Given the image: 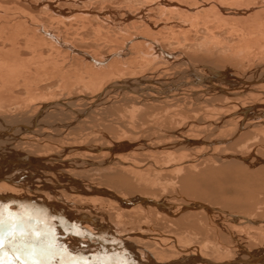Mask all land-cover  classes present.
Masks as SVG:
<instances>
[{
	"label": "bare ground",
	"instance_id": "obj_1",
	"mask_svg": "<svg viewBox=\"0 0 264 264\" xmlns=\"http://www.w3.org/2000/svg\"><path fill=\"white\" fill-rule=\"evenodd\" d=\"M29 1L0 6V264H264V214L249 212L258 209V203L249 209V192L242 204L249 210L232 212L219 206L211 182L179 179L184 194L196 198L183 191L178 201L163 196L175 187L165 175L192 170L202 160L226 161L243 181L246 167L264 165L257 150L264 151V0H116L111 4L120 7L119 15L105 8L109 0H91L72 12L56 8L68 0H54L46 5L53 16L44 19L34 11L40 2L37 8ZM111 16L120 18L117 25L138 21L144 27L124 34L123 47L107 51V61L61 36L64 21L78 20L107 41L102 25L110 27ZM93 20L102 25L93 30ZM29 22L42 40L25 43V50H36L23 59L17 39V47L5 46L15 36L10 29ZM74 33L76 41L81 34ZM182 41L202 56L218 57V67L190 59L179 49ZM60 48L69 66L72 55L79 57L71 77L65 61L57 64ZM248 56L252 61L244 60ZM48 72L58 82L45 88ZM234 142L239 157L232 158L242 163L231 162ZM106 166L121 169L110 175L108 167L101 170ZM222 166L215 181L226 175ZM260 181L264 186V175ZM234 197L226 198L235 203ZM216 217L225 222L220 226ZM192 218L200 231L191 229ZM229 225L257 230L254 243L230 232L225 235L236 244L228 246L219 233L208 232L222 227L225 233Z\"/></svg>",
	"mask_w": 264,
	"mask_h": 264
},
{
	"label": "rangeland",
	"instance_id": "obj_2",
	"mask_svg": "<svg viewBox=\"0 0 264 264\" xmlns=\"http://www.w3.org/2000/svg\"><path fill=\"white\" fill-rule=\"evenodd\" d=\"M48 1V2H47ZM50 1H53L54 2V0H45L44 2H43V0L41 1V0H30L29 2H27V6L28 5H32L33 7H34V5H35V7L37 6V8H38V10H35L34 9V11H36L37 13H39V16H40V18L41 19H44L43 17H44V14H46V17L48 16V15H50V16H53L52 15V11L51 10H49V7H47L46 5L50 2ZM100 1V0H99ZM137 1V0H136ZM37 2L40 4L39 6H38V4H37ZM43 2V3H42ZM55 2H57V1H55ZM54 2V3H55ZM71 1L70 0H68L67 2H66V4H63V3H59L58 4V6H56V8H58V9H64V8H66V9H68V10H70L69 12H72V10H76V8L77 9H81V8H84L83 7V3H89V2H92L91 0H82V1H79V3H80V5L75 1L74 3L76 4V5H74L73 4V2L72 3H70ZM95 2H97V0H95ZM116 2V0H109L108 1V3H110V5H108V6H106L105 8L107 9V10H109L108 12H110V13H113V14H117V15H119V13H118V11H119V6H116V5H112L111 3H115ZM15 3H17L16 2V0H0V6L2 5V7L3 6H11L12 7V4H15ZM30 3V4H29ZM8 4H10V5H8ZM17 4H19V3H17ZM42 4V5H41ZM44 7V8H43ZM45 7H47V8H45ZM54 7V6H53ZM44 9H45V11H44ZM87 9H89V8H87ZM97 8L95 7V9H93L92 11L93 12H97ZM47 11V12H46ZM123 11V10H122ZM42 12H44V13H42ZM138 13V12H137ZM56 16H54V18H55ZM56 19H57V17H56ZM59 19V18H58ZM57 19V20H58ZM120 20V18H114V16H111L110 18H108L107 19V21L105 22V24L107 23V25H109L110 27H107V26H104V25H102V22L101 21H99V20H93V26H92V29L93 30H95V29H97V27H98V25L100 24V25H102L103 27H104V29H103V31H106L107 32V35H108V38L109 39H107V41L108 40H111L110 42H107L106 40H104L103 38H98V37H96V36H94L93 34H94V32L92 31V30H89V31H84V29L85 28H83V27H81V25H80V23L78 22V20H76V21H74V22H68L67 20L66 21H64L65 22V24H64V26H63V29L61 28L60 29V31H61V36H65L66 35V37H68V39H69V41H70V44H72L73 46H77V47H79V48H81V49H83V50H85V51H88V52H96V53H100V55H103V56H101L100 57V59H104L105 61H107L106 59L109 57V55L107 54V51L109 52V51H111V50H119L120 49V47L122 48L123 47V44H122V40H119V39H121V37H124L127 33H129V34H131V33H134L135 32V30H142L143 29V27H144V24L142 23V22H138V21H134V22H132L133 24H134V26H130V24H132V23H127V22H125V23H122L121 22V24H119V25H117V24H115V23H117L118 21ZM43 21V20H42ZM41 22V21H40ZM12 23V22H11ZM10 22H9V24H11ZM30 23V24H29ZM29 23H27V25H25L24 24V26H19V24L17 23V24H15L16 26V29H15V27H13V28H11L10 30V32H11V34H12V36H14V38H13V40H14V42H15V40L17 41V43H18V45H17V43L15 42H13V40H11V39H8L9 41H8V43H7V45L5 46V48L6 49H11L10 47H13V46H18V48H20L21 50H20V53H21V55L23 56L22 58L23 59H27L28 57L29 58H31V57H33V55H32V53L30 52V50L29 49H35L36 47H33V46H31V48L30 47H28L29 49L27 50H25L24 49V45H25V43L28 45V44H35L36 45V43H40L41 42V40H42V37H41V32H40V30H38V29H31L32 27H36V23L35 22H29ZM72 23V24H71ZM74 23V24H73ZM41 24V23H40ZM32 25V26H31ZM41 25H43V24H41ZM26 26V27H25ZM44 26V25H43ZM77 27H79V28H77ZM175 27V26H174ZM18 28H20V29H18ZM24 28V29H23ZM45 28V27H44ZM66 28V29H65ZM69 28V29H68ZM138 28V29H137ZM160 28V29H159ZM158 28V31L157 32H162L161 31V26ZM175 28H178V27H175ZM23 29V30H22ZM30 31H29V30ZM75 29V30H74ZM22 30V31H21ZM29 31V32H26V31ZM54 30H56V31H58L57 30V28H54ZM67 30V31H66ZM71 30V31H70ZM77 30V32L78 33H80L81 34V37L79 36L77 39L78 40H76L75 41V39L74 38H76L77 36L75 35V33H74V31H76ZM121 30V31H120ZM20 31V32H19ZM59 31V32H60ZM17 32V33H16ZM40 32V33H39ZM85 32H87V34H85ZM124 32V33H123ZM200 33H202V32H200ZM25 34V35H24ZM72 34H74V35H72ZM105 34V33H104ZM114 34V35H113ZM125 34V35H124ZM116 35V38L114 37ZM161 35H165V34H163V33H161ZM111 36V37H110ZM157 36V40H159V38H160V36H158V35H156ZM24 37V38H23ZM94 37H96V38H94ZM164 37V36H163ZM23 38V39H22ZM80 38H81V40H82V38H86V39H83L82 41H80ZM111 38V39H110ZM113 38V39H112ZM117 38H118V40H117ZM200 38H202V35L200 34V35H195L193 38H191L192 39V41L194 40H196L195 42H199L198 40ZM20 39V40H19ZM22 39V40H21ZM116 39V40H115ZM11 40V41H10ZM19 40V41H18ZM28 40V41H27ZM74 40V41H73ZM22 41V42H21ZM25 41H27V42H25ZM10 42V43H9ZM29 42V43H28ZM32 42V43H31ZM74 42V43H73ZM78 42V43H77ZM183 42V41H182ZM11 43H13V44H11ZM77 43V44H76ZM184 44H183V47H179V49H181V48H184L183 50L188 54V56H189V58L190 59H192V60H194V61H196V62H198V63H200V65L202 66V67H204V66H206V67H218L217 66V64L218 63H220L221 61L220 60H218V57H213V58H211V59H209V57H205V56H202L201 55V53L200 52H197L196 50H194V49H192V48H188L187 46H188V43H185V42H183ZM11 44V45H10ZM21 44V45H20ZM23 45V46H22ZM16 46V47H17ZM44 46H46V45H44ZM185 46V47H184ZM25 47H26V45H25ZM48 47H50L49 45L48 46H46V48H44L43 49V51H44V56H48L49 55V52L51 51V50H49V48ZM27 48V47H26ZM23 49L25 50V51H23ZM36 50V49H35ZM182 50V49H181ZM189 50V51H188ZM194 51V52H193ZM47 52V53H46ZM58 52L59 53H61L60 54V56L58 55V59H57V64L58 63H64V61L66 62V64L68 65V61H67V58H66V56L67 55H65L66 53L64 52V50L62 49V48H60V50H58ZM64 53V54H63ZM108 56H107V55ZM32 55V56H31ZM63 55V56H62ZM132 55H134L135 56V54H132ZM200 55V56H199ZM72 58V62L70 63L71 65L69 66L68 65V67H67V69H68V71H70V72H68L69 74L68 75H66V76H72L73 75V71L72 70H70V69H75V68H77V66H75L74 64H78L77 62H78V59L77 58H79V57H77L76 55L75 56H71ZM77 57V58H76ZM250 57V58H249ZM60 58L61 59H63V60H61V62H59L60 61ZM114 59L116 58V57H113ZM65 59V60H64ZM204 59V60H203ZM249 59H251L250 61H252V57L251 56H248L247 57V59H244V60H249ZM105 61H102V62H105ZM80 63V62H79ZM65 64V63H64ZM209 65V66H208ZM79 66V65H78ZM37 67V65L35 66V68H34V66H31L30 67V70L33 72V68H34V71H36V70H38V68H36ZM32 68V69H31ZM40 70V69H39ZM60 71V70H59ZM63 72V70H61V73ZM65 72V71H64ZM72 72V73H71ZM216 72H218L219 73V71H216ZM235 72V69L233 68V73ZM40 74H41V72H39ZM36 74V73H35ZM48 77L49 76V72H48V75H47V73L45 74V77ZM58 75L56 74V77H57ZM46 77V79H44V81H46L45 83H43L42 84V86L44 85V87L45 88H47L46 86H53L55 83H57L58 82V80L56 79V80H50V79H52V77H53V75H52V77L51 78H47ZM43 78V77H42ZM43 81V82H44ZM48 81V82H47ZM54 84H53V83ZM79 91V89L77 88V90L75 89L73 92H72V96L74 97V98H77L78 97V95L76 94L77 92ZM13 92V94H18V95H20V93H21V97L24 95L23 93H24V91L22 90V89H15V90H13L12 91ZM74 94V95H73ZM24 97V96H23ZM175 109H177V107L175 108ZM179 110H182V111H185L184 110V108H182V107H180V108H178ZM114 110V109H113ZM105 114V113H104ZM248 135L246 134V136H242L241 138L244 140V138L245 139H247L246 137H247ZM249 137H251V136H249ZM113 139V138H112ZM238 143L237 142H234V145H230V147H229V151H231V153H234L233 154V156H231L230 158H238L239 156L238 155H236L237 153H235V146L237 145ZM253 144V145H252ZM256 142H254L253 143V141H252V143H251V147H250V145H249V149H251V150H253V148L254 147H252V146H255L256 147ZM231 146H232V148H231ZM246 148H248L247 146H245ZM250 150V151H251ZM257 150H259V153L258 154H260L261 155V157H264V151L263 150H261V149H257ZM234 151V152H233ZM263 155H262V154ZM221 154V153H220ZM218 156H219V154H218ZM232 158V160L233 161H231L232 163H234V164H236V161L238 162V160H236V159H233ZM229 161V160H228ZM127 162H130L131 163V161H127ZM214 162V163H213ZM217 162V163H216ZM220 162V163H219ZM226 161H219V160H213V159H211V160H202V161H200L199 163H197V164H195L194 166L192 165L191 166V168H192V170L190 171V170H188L187 171V169L186 170H184V171H181V172H178L177 174H167V175H165V177H163V179L164 180H166V182H168L169 183V181L170 180H172V182H174L175 181V187H173L172 189H171V192H170V189H169V191L167 192V193H164L163 192V196H167V198L168 197H170V198H168L169 200H171V201H178V200H181L182 199V196H183V194L185 193V191H183L184 190V184L183 183H181L180 181L182 180V179H184V180H186L187 182L189 181V180H196V181H198V182H204L205 184L207 183H210V184H213L212 186L216 189V191H219L218 193V195H217V197H214V198H216L217 200H219L218 202H220V203H218L217 202V200L215 201V200H213V202L215 201V202H217L218 204H219V206H225V208L226 209H230V211L232 212V211H234V210H236V207L237 208H244V209H246V210H249V209H251L250 207H253L255 204H257L258 203V209L257 210H253V211H249L252 215H253V217L255 216V218L256 217H258V216H262L263 214H264V199H262L263 197V193H264V186H262V184H261V181H260V178H261V176L262 175H264V174H259L258 172L261 170V167H264V165L263 164H261V163H263L262 162V160H260V162H259V160H258V162H259V164H257L258 165V168H260L259 169V171L257 170L258 168H257V165H256V169H251V167H252V165H250V164H248V165H250V168L249 167H246V172H248V171H250V173L248 172V174H249V176H247V175H245V176H247L248 177V180L247 181H243V178L244 177H242L244 174H242V173H240V171H239V169H237V168H235V167H232L230 164H228V163H225ZM230 162V163H231ZM239 162H243V161H239ZM238 162V163H239ZM213 163V164H212ZM127 164V163H126ZM161 164V163H160ZM216 164H218V165H216ZM224 164H226L225 166H224ZM220 165H223L222 167H221V170H225L226 169V171L225 172H223L224 174H226V175H224V174H222V175H224L225 176V178H224V176H223V178H220V180H218L217 179V181H215L216 180V178L213 176L214 174V171H215V169H217ZM227 166V167H226ZM231 166V167H230ZM107 167L110 169V171H108V174H110V175H112V173H114V172H117V171H119L121 168L120 167H116V168H112L111 166H106V167H104L103 169L101 168V170H104V172H106L107 171ZM194 167V168H193ZM226 167V168H225ZM223 168V169H222ZM234 169V170H233ZM250 169V170H249ZM263 169V168H262ZM114 170V171H113ZM229 171V172H228ZM91 172V171H90ZM149 172H151V171H149ZM192 172H194V173H192ZM196 172V173H195ZM236 172L238 173V174H236ZM242 172V171H241ZM252 172V173H251ZM148 173V172H147ZM168 173V172H167ZM261 173V172H260ZM220 174H221V172H220ZM230 174H232V175H230ZM247 174V173H246ZM254 174V175H253ZM180 175V176H179ZM212 175V176H211ZM221 175V176H222ZM237 175V176H236ZM240 175H242V176H240ZM176 178L175 180H174V178ZM187 176V177H186ZM232 176V177H231ZM235 176V177H234ZM240 176V177H239ZM213 177V178H212ZM228 177V178H227ZM166 178V179H165ZM210 178V179H209ZM251 180H250V179ZM179 179H181V180H179ZM207 181H206V180ZM226 179V180H225ZM177 180V181H176ZM201 180V181H200ZM179 181V182H178ZM185 181V182H186ZM186 182V183H187ZM177 184V185H176ZM209 184V185H210ZM216 184V185H215ZM238 185V186H237ZM264 185V184H263ZM125 186V185H124ZM221 186H223V187H221ZM257 188H256V187ZM262 186V189H260V187ZM122 187H123V185H122ZM121 186H120V189H122V190H124L123 188H122ZM248 187H250V189L248 188ZM182 190H181V189ZM245 188V189H244ZM259 188V189H258ZM248 189V190H247ZM258 189V191H256ZM250 190V191H249ZM182 191H183V194H182ZM230 191L232 192V193H230ZM253 191V192H252ZM261 193H260V192ZM174 192V193H173ZM250 193L249 195L247 194V193ZM256 192V193H255ZM228 193V194H227ZM254 194V196H253V194ZM258 193H259V195H258ZM189 195L187 196V193L186 194H184V196L183 197H188V198H196L194 195L192 196L191 195V193H188ZM227 194V195H226ZM256 194V195H255ZM171 195H173L174 197H171ZM175 195H177V196H175ZM201 196H202V194H200ZM223 195L224 196H226V197H229V196H232V195H235V203H231L226 197H223ZM246 196V195H248L249 197H247L246 198V201H247V204L248 203H250L249 204V209H247L248 207H243L242 206V204H244L243 202L245 201V200H243L244 199V197L243 196ZM260 195H262L261 196V201L259 200V197H260ZM179 196L181 197V198H179ZM221 196V197H220ZM256 196H259V197H256ZM237 197V198H236ZM252 197H254V198H256V199H254L253 200V198ZM178 198V199H177ZM210 198H212V197H210ZM224 198V199H223ZM226 198V199H225ZM236 199H238V200H240V202H239V204H237L236 203ZM248 199L250 200V199H252V200H250L249 202H248ZM223 201V202H222ZM252 202V203H251ZM261 202H263V203H261ZM254 203V204H253ZM262 204V205H261ZM253 205V206H252ZM263 208V210H262V208ZM235 208V209H234ZM260 209H261V211H260ZM254 213V214H253ZM257 213V214H256ZM263 213V214H262ZM220 220H222V219H220V218H215V221L218 223H220V226L225 222V220H222V221H220ZM194 221H197V219L196 218H192V221H191V219H188V222H190V223H193V225H195V226H192V228L191 227H188V225H186V223H184L183 222V225L185 226V227H188V228H191V229H194V230H197V231H200V228H198V223L197 222H195L194 223ZM196 223H197V225H196ZM217 225V224H216ZM231 228H230V231H228L227 229L225 230L226 232L224 233V232H220V231H222V227H220L219 228V231L217 230V231H215L216 233H214V231L213 230H209L208 232L210 233V234H218L219 233V238H220V242H223V243H225L226 245H228V246H233V245H235L236 244V240H234V239H238V241H240L241 243H243L244 242V244H247L248 243V245L251 243V244H253L254 242H252V236H253V234H252V232L253 233H256L257 232V230H247V231H249V232H247L245 229L244 230H240V231H237L236 230V227H234V226H231V225H229ZM195 227V228H194ZM234 227V228H233ZM197 228V229H196ZM239 230V229H238ZM242 231V232H241ZM230 232H232L233 234H234V236H235V238L234 239H232L231 240V238H227V236L225 235L226 233H230ZM238 233V234H237ZM243 233L244 234H246L245 236L247 237V234L249 235V239L248 238H244L245 236L243 235ZM220 234H223V235H220ZM251 234V235H250ZM237 235V236H236ZM251 238V239H250ZM229 239V240H228ZM241 239V240H240ZM225 240L227 241V242H225ZM245 246V245H244ZM251 246H254V245H251Z\"/></svg>",
	"mask_w": 264,
	"mask_h": 264
}]
</instances>
